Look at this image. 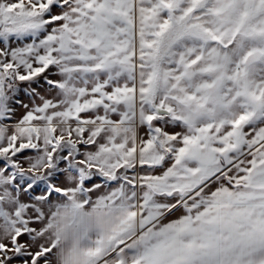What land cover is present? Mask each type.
<instances>
[{
    "label": "snow or ice",
    "instance_id": "obj_1",
    "mask_svg": "<svg viewBox=\"0 0 264 264\" xmlns=\"http://www.w3.org/2000/svg\"><path fill=\"white\" fill-rule=\"evenodd\" d=\"M0 264H264V0H0Z\"/></svg>",
    "mask_w": 264,
    "mask_h": 264
}]
</instances>
